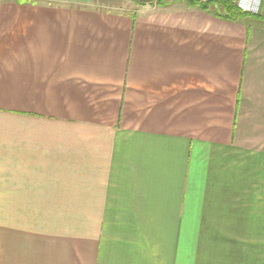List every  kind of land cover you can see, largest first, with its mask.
<instances>
[{"label":"crops","instance_id":"crops-1","mask_svg":"<svg viewBox=\"0 0 264 264\" xmlns=\"http://www.w3.org/2000/svg\"><path fill=\"white\" fill-rule=\"evenodd\" d=\"M0 0V264H264V12Z\"/></svg>","mask_w":264,"mask_h":264},{"label":"trees","instance_id":"trees-1","mask_svg":"<svg viewBox=\"0 0 264 264\" xmlns=\"http://www.w3.org/2000/svg\"><path fill=\"white\" fill-rule=\"evenodd\" d=\"M17 1L24 2L26 0ZM188 3L199 6L206 11L215 10L216 15L225 20L238 21L248 16L240 11L231 0H188ZM155 4L159 6L167 5L164 0H155Z\"/></svg>","mask_w":264,"mask_h":264},{"label":"built area","instance_id":"built-area-1","mask_svg":"<svg viewBox=\"0 0 264 264\" xmlns=\"http://www.w3.org/2000/svg\"><path fill=\"white\" fill-rule=\"evenodd\" d=\"M235 6L243 13L249 15H262L264 0H233Z\"/></svg>","mask_w":264,"mask_h":264},{"label":"water","instance_id":"water-1","mask_svg":"<svg viewBox=\"0 0 264 264\" xmlns=\"http://www.w3.org/2000/svg\"><path fill=\"white\" fill-rule=\"evenodd\" d=\"M132 1L140 5H149L154 3L155 0H132Z\"/></svg>","mask_w":264,"mask_h":264},{"label":"rangeland","instance_id":"rangeland-1","mask_svg":"<svg viewBox=\"0 0 264 264\" xmlns=\"http://www.w3.org/2000/svg\"><path fill=\"white\" fill-rule=\"evenodd\" d=\"M232 1V3L234 4V1L233 0H231Z\"/></svg>","mask_w":264,"mask_h":264}]
</instances>
